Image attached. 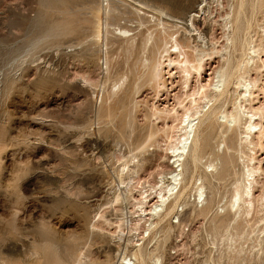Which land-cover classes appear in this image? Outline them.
I'll return each mask as SVG.
<instances>
[{
    "label": "rangeland",
    "instance_id": "obj_1",
    "mask_svg": "<svg viewBox=\"0 0 264 264\" xmlns=\"http://www.w3.org/2000/svg\"><path fill=\"white\" fill-rule=\"evenodd\" d=\"M57 1L0 0V264H55L56 261L74 264L73 256L75 264H121L123 255L124 263L138 264L132 246L126 249L125 245L127 239L134 241L144 230L143 223L137 231L127 230L128 226L134 227L136 216L142 214L135 206L140 199L137 192L144 186L159 187L163 177L180 170L171 166L168 147L174 144L176 130L180 128L177 120L182 119L183 109L188 107L185 104L189 100L183 94L194 92L199 84L215 81L217 72L226 66L227 55L235 56L232 60L238 64L242 60L241 53L234 54L227 48L224 38L227 32L223 29L228 23L231 30L235 9L241 0H186L182 3L186 12L177 14L182 18L188 16L191 8L203 9L190 29L203 37L204 42H196V45L204 47L210 55L201 70L191 74L187 88L178 69L171 70L166 61L163 62L164 87L159 89L147 83L142 61L149 55L142 53L138 46L146 34L152 32L153 36H158L156 14L147 13L155 21L152 19V24L138 27L133 10L137 7L131 3L134 0ZM149 1L152 8L169 10L168 0H138V3L149 5ZM242 1L246 5L241 8L243 30L239 37L250 39L255 45L262 44L264 50V5L259 0ZM104 20L108 24L107 35ZM97 26L105 36L101 41L95 39ZM118 28L128 29L129 35L134 36L132 50ZM45 32L51 35L45 38ZM215 50L218 54L212 55L211 51ZM228 51L230 54H226ZM172 58L175 60V56ZM261 59L264 61V52ZM249 77L256 81L251 106L263 108L264 69L259 67ZM128 84L130 87H125ZM234 86L229 89H234L236 95L229 93L233 96L229 95L224 104L227 113L233 111L237 94L241 93ZM134 88L140 89L137 94L129 95ZM123 109L126 110L123 112ZM221 120L218 118V122ZM255 123L261 124L263 136L260 140L258 134V137L252 136L254 143L249 148H254H244L243 125L238 130L228 128L230 132L216 128L213 139H209L210 148L200 155V166L197 165L193 180L184 170L180 171L183 173L180 178L184 179L180 184H189L186 199L183 197L180 207L154 229L149 243L143 234L147 250L159 257L161 264H264V212L258 208L259 197L264 195V114ZM231 132L234 134L230 135ZM232 136V142H236L232 148L237 149L236 152L245 149L247 156L245 151L238 152L240 155L234 153L236 163L226 180L211 178L212 181L208 173L203 178L204 170H210L207 168L210 162L213 165L215 162L219 170L212 153L221 154L224 141ZM232 148L228 153L233 152ZM252 157L254 160H249ZM141 158L145 159L143 165L130 181L135 191L127 201L122 197L124 185L118 186L120 179H125L124 166ZM254 166L259 171L255 176V197H252L250 212L235 214L234 209L226 207L231 190L241 181L245 169ZM189 186L202 187L200 198L199 192L195 189L191 192L193 188ZM114 194L120 196L116 203ZM153 202L155 199L148 205ZM204 206L207 208L203 209ZM122 216L126 229L119 241L115 226L107 227L104 220L116 222L117 217ZM50 253H54L55 258ZM78 255L82 256L81 261Z\"/></svg>",
    "mask_w": 264,
    "mask_h": 264
},
{
    "label": "bare ground",
    "instance_id": "obj_2",
    "mask_svg": "<svg viewBox=\"0 0 264 264\" xmlns=\"http://www.w3.org/2000/svg\"><path fill=\"white\" fill-rule=\"evenodd\" d=\"M44 1L45 0H43V2ZM59 1L60 0H58L57 2L59 3ZM64 1H66V0H64ZM64 1L61 0V2H64ZM187 1H193V0H187ZM187 1L186 0H179V1L178 0H168V1H166L167 2L166 4L169 7V10H162L160 8H154V7L152 8V5H150L152 3L150 1H149V5H146L143 2H141L142 4H140V3H138V0H137V3H134L135 0H134V2L129 1L135 7H137L136 9H138V10H136V9H133L134 7L132 8L133 10H135L134 13L136 14V16L135 15L134 16L138 20V23L136 22L138 27H142L146 23L152 24V19H154V21H155V18H153L152 15L148 16L147 13L152 14V12H153L154 14H156L158 16V18L156 20V27L159 30L158 31L159 33H157L158 36L155 37L152 35V32H150V33L146 34V36L143 39H141V41L138 45L139 49L142 53H148V55H149V57L145 58L142 62H143V67H144L145 72H146L145 76L147 79V83L150 85L151 88H152V85L155 86V88H157V89H159L160 86L164 87V84H163L164 77L162 76L161 73L163 72L162 66H163V62H165V61H166L167 68H171V70H172L173 67H176V69H178L179 73L183 76L182 82L185 85V87L187 88V86H188L187 84L189 82L191 74L193 72L198 73L203 66L205 58L210 55L209 53H207L205 51L204 47H200V46L196 45V42L202 43L203 37L199 33H197L195 29H193V30L190 29V28H193V26H194L193 22L196 19V15H198V12H200V11L204 12L203 9L196 11L195 9L190 7L191 9L189 8L190 11H189L187 17L182 18V17L178 16L179 13L181 14V13L186 12V11L183 12L185 9L183 8L182 3L187 2ZM259 1L264 5V0H259ZM162 2H164V1H162ZM196 2H198V1H196ZM58 3H57V5H58ZM249 3H250V1H249ZM54 5H55V3H54ZM54 5H53V7H54ZM106 5H108V4H106ZM243 5H246V4L245 3L243 4V1L241 0L235 9V13H234V16L232 19L233 25L230 26L231 30H229V27H227L228 23H225L223 25V29H226V32H227V34H225V37H224L225 41H226L227 48H230L229 51L231 50L230 52H232V53H234V52L241 53V56H243V58H242V60H239L240 63L238 64V63L234 62L232 60L233 57L231 58L230 57L231 55H227L228 58L226 61H224L226 66H225V68H221L223 71L219 70L217 72V74L215 75V78H214L215 81H212V82L207 81L206 84H203V85L199 84V86L196 87V90H194V92H192L193 91L192 90L190 93L186 92L185 94H183V95H185L184 97L188 98L189 102L187 104H189V105L185 104L186 107L187 106L188 107L187 108H184L185 106L183 107L185 110L183 109L184 114L181 113V114H183L182 119L179 118L180 121L177 120L178 123L180 122V128L178 127L179 128L178 131L176 130L177 136L175 135L176 138H175V136L173 137V138H175V139H173V141L175 140L174 144H171L168 147L169 154H171V156L169 158L172 159V162L170 163L171 166H173L174 169L179 168L180 170L178 172H176V170L174 172H170L169 176L166 178L163 177L164 179L163 178L161 179V181H160L161 185L159 187H157L158 185L153 186V187H145L144 186V187H142V189L140 188L141 190H139L138 192L136 191L138 193L140 199H138V201L135 202V206L138 208L139 213L141 212L142 214L141 215L138 214V216H136L137 219H136V223L134 221V223H135L134 227H132L133 225L130 228L128 226L127 230L130 233L132 231H137L139 228L138 226L141 223H143V225H144V230L141 233L140 237H139V234H137L136 239L134 241L131 239H127L125 245H126V249H127V246H129V245L132 246L133 250L136 252V255L133 254V257L135 260L138 261V264H145L147 261L150 264H161V260L159 259V257H155L154 255L151 254V252L149 250H147V245L149 243L148 240L150 239V236H152V234L154 233L153 232L154 229H156V227L159 224H161L160 222L163 219L168 220L171 216L170 214H172L173 211H175L178 207H180L181 199H183V197L186 199L185 196L187 194L185 193V190L189 184L188 185H187V183L180 184V182H182V179H183V178H180L183 174V173H180V171L183 172V170H184V173H188V175H190L191 178L193 177V174L197 168L199 159L201 157L200 155H201V153H203L202 151H204L207 147L210 148L209 142H211V141L209 139L212 138L213 135L215 134L214 133L215 129L216 128L217 129L218 128L219 129L224 128V129L228 130V128H230V131H232V130H236V129L238 130V128L240 129L241 128L240 126L243 125L244 129H242V130H244V131L242 134L244 135V137L242 136L243 138L242 137H240V138H242V142H243L244 148L246 150H250V149L254 148V147L249 148V146L251 147V145L254 143V142L252 143V136H254V135L257 136V134H258L259 140H260V137L263 136L261 126H260L261 124L259 123L260 124L259 125V124L255 123V121L257 119L262 118V115L264 114V106H263V108L260 107L258 109H255L251 106L252 95H253L252 90L256 87V81L251 80L249 75H250V73L258 70L259 67H260V69L261 68L264 69V61H262V59H261V54L264 52V50L262 49V44L261 45L260 44L255 45L254 41H251L250 39L249 40H246V39L242 40L239 37V35L241 34V31L243 30V25L240 23V20H242V19H240L241 11H242L241 8ZM48 6H49V3H48ZM58 6H55V8ZM190 6H192V5H190ZM102 7H103V5L100 8L102 10H104L103 9L104 7L103 8ZM162 7L163 6H161V8ZM45 8H48V7L45 6ZM74 8H72V9H74ZM196 8H198V7H196ZM253 8H255V7H253ZM260 8H262V7H260ZM165 9H167V8H165ZM49 10H53V9H49ZM106 10H108V9L105 8V11ZM57 12H59V11H57ZM114 12H115V10H114ZM107 13H106V15H108ZM185 15H187V14H184V16ZM105 17H107V16H105ZM112 19L114 20V17ZM115 19H117V18H115ZM95 21H97V20H95ZM107 21L111 22L112 20H107ZM102 24H101V27H102ZM106 25H108V24H106V21H105L104 22V28L106 27ZM57 27H59V25ZM247 27H246V30L248 29ZM81 28L83 29V27H81ZM81 28H79V31L81 30ZM157 28H155V29H157ZM171 28H174L175 31L174 32L169 31V29L171 30ZM97 29H98V31L96 33L95 39L101 41V39H103V37H105V36L102 35V32H101L102 29L100 30V27L98 28V26H97ZM55 30H56V27H55ZM58 31L60 32L59 35H61L62 34L61 33L62 28H61V31H60V29H58ZM46 32L44 34H46ZM52 32H53V30H52ZM118 32L121 35H123L124 38H126V43H128V45H130L129 48H130V50H132V47H133L132 44L134 41V39H133L134 36L129 35L130 30L118 28ZM65 33L67 34L66 30H65ZM48 34H50V32ZM48 34L45 35V38H47ZM104 34L107 35L106 28L104 29ZM63 36H65V35H63ZM55 37H56V35H55ZM43 38H44V36H43ZM129 42H130V44H129ZM261 43H263V40ZM226 45H225V47H226ZM224 50H225V48H224ZM229 51L226 52V54L229 53ZM124 52L127 53L126 50H124ZM211 54L212 55L216 54V50L213 52L211 51ZM173 56H175V60H173V58L171 59V57H173ZM234 58H235V56H234ZM163 59H165V60L163 61ZM135 63H137V62L135 61ZM140 63H141V61H140ZM135 65H137V64H135ZM104 66H106V69H107V58L106 57H105V65ZM133 72H134V68H133ZM168 75H169V73H168ZM232 84H233V86L235 85L234 86L235 90L236 91L239 90V92H241V93L238 92L239 93V94H237L238 97L236 96L237 98H236L235 104H233V111L230 113L229 112L227 113L226 109H225L226 105H224L227 101L226 99L228 98L229 95L232 94L231 92H234L235 95L237 93V92L233 91L234 89L233 90L231 89V91H230L229 88H230V86H232ZM144 85H145V83H144ZM125 87H130V85L129 84L127 86L125 85ZM127 90H126V92H127ZM137 91L134 88V90H131V93H129V95L137 94ZM229 93H231V94H229ZM232 96L233 95H231V97ZM129 98L130 97H128L127 99H129ZM183 100H185V99H183ZM183 100L181 99V102H183ZM196 100H199L201 102L198 103V102H196ZM123 102H124V100H123ZM124 103H126V101ZM228 103L229 102H227V104ZM246 104H247L248 108L246 107ZM119 105L120 104H118V106ZM120 106H122V105H120ZM123 106H124V104H123ZM121 108H119L118 110H120ZM222 108H224L225 110L223 109V111H222ZM181 109H182V107H181ZM125 110L126 109H123V112ZM166 114L168 115V113H166ZM175 114H174V116H176ZM123 117H124V115H123ZM218 118L223 119V121L221 120L222 122H218ZM262 129L264 130L263 127H262ZM233 132H235V131H233ZM233 132H231L232 134H230V133H228V134L233 135L234 134ZM221 135H219V136H221ZM226 136H228V135H226ZM224 138H222V139L224 140ZM170 139H172V138H170ZM146 140H147V138H146ZM226 140H227L226 143L224 141V146H223V150H222L221 154H218V153L213 154L212 153V155H214V157H215L214 160H217L219 163V170H217L215 168V166H214L215 162H214V165H213V162L212 163L210 162L207 165V168H210V170L207 171V170L203 169L204 170V173L202 176L203 178H206V176L208 175V177L210 176L209 177L210 179L212 178V179L221 181V179L226 180V178L228 176L230 177L232 175V174L230 175V173H231L230 170H231V168L233 169V167H234V166L232 167V165H234L233 163H236V162H234L235 157H236L234 155V153H236L238 155L241 151L240 152L238 151L239 152L238 153V152H236L237 149L235 150V148H232L234 146V143H236V142H234V143L232 142L233 136L228 137ZM236 141H237V138H236ZM222 143H223V141H222ZM258 145H260V144H258ZM258 145H255V146L257 147ZM231 148L233 149V152L228 153V150ZM245 149L243 150V148H242L243 152L245 151ZM243 152H241V153H243ZM246 154L247 153L245 151L244 155L247 156ZM242 156H239V157H242ZM239 157H238V159H240ZM143 159L144 158H141V160L138 159V161L133 162L132 165H130L131 164L130 163L129 166H128V164L124 166L126 169L125 173L123 174L125 176V179H120V182H119L120 185H118V186L124 185L125 191H124V195L122 197H125V200H127V201L130 197H132V192L135 191V187H133V185L132 186L130 185V181L135 179L136 176L138 175V173H139V171L143 165V162H144ZM249 160L253 161L254 158L252 157ZM246 161H247V159H246ZM250 163H249V165H250ZM247 164H248V162H247ZM198 166H200V165H198ZM256 167H258V166H256ZM198 169H197V171H198ZM122 171H123V169L121 170V172ZM214 171H215V173H213ZM258 171H259V168H255V166L251 167V168L247 167L245 169V173L244 174L242 173L243 175H242L241 181L238 183H235V181L233 182V183H235V185L233 186L234 188H232V190H231L233 192L231 194V198L229 199V201H227L228 203H227L226 207H228L229 210L234 209L235 214L236 213H240V214L242 213V214H246V215L249 214L250 208L253 204L252 203V201H253L252 197L254 196L253 195V188L256 186L255 185L256 184L255 176H256ZM121 172H120V174H122ZM206 173H208V174L206 175ZM118 178H119V176H118ZM186 178H187V176H186ZM239 179H240V176H239ZM191 180H193V178ZM192 182H195V181H192ZM188 183H189V181H188ZM201 183H203V182H201ZM177 186H178V188H177ZM204 186L206 187V184ZM214 186H215V184H214ZM193 187L189 186V189L193 188ZM175 189H176V191H175ZM194 189L196 192H199V194L198 193L197 194H198V197L200 198V196L203 194L201 192L202 187L201 186L198 188L196 187V188L190 189V191L194 190ZM212 189H213V186H212ZM190 191H188V192H190ZM114 196L116 197L115 198V203H116V202H118V200H119L118 197H120V196H119V194H117V195L114 194ZM259 198H258L259 199L258 208H260V211L264 212V195H260ZM152 199H155V202H153V204L149 206L148 204L150 202H152ZM203 201H204V199H203ZM195 203L196 202H194V204ZM147 205H148V207L145 208V206H147ZM201 207H202V205H201ZM206 208L204 206L203 209H206ZM209 209H211V206ZM168 216H169V218H167ZM145 217H148V218L145 219ZM98 218H100V216ZM166 221H164V222H166ZM104 222H105L107 227L115 226L116 230H114V231L117 234L116 237L119 241L122 240V235L124 234V230L126 229L125 228L126 220H124L123 216L121 218L117 217L116 222H110L108 220H104ZM178 222H179V220H178ZM168 227H170V226H168ZM115 232H113V233H115ZM144 233L146 235L144 237L146 238V241L148 243L145 241V238H143ZM160 233H158V234H160ZM155 236H156V234H155ZM144 242H145V244H144ZM45 248H47V247H45ZM58 254H60V253H58ZM50 255H53V257H54V253L53 254L50 253ZM146 255H147V257H146ZM78 256H80V255H78ZM81 257L82 256L78 257V259L79 258L81 259ZM60 258H62V257L60 256ZM72 258L75 259L74 256ZM73 259L72 260L69 259V260H71L75 264ZM134 259H133V261H134ZM120 260H121L120 261L121 264H126V263H124V261L126 260V257L124 255L122 256V258ZM80 261H79V263H80ZM66 262H68V260ZM55 264H64V263L56 261ZM69 264H70V262H69ZM131 264H134V263H131Z\"/></svg>",
    "mask_w": 264,
    "mask_h": 264
}]
</instances>
